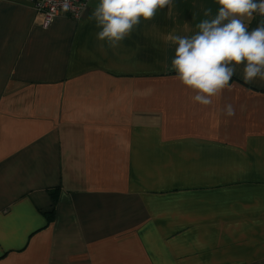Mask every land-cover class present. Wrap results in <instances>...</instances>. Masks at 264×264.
Segmentation results:
<instances>
[{"label":"crops","instance_id":"1","mask_svg":"<svg viewBox=\"0 0 264 264\" xmlns=\"http://www.w3.org/2000/svg\"><path fill=\"white\" fill-rule=\"evenodd\" d=\"M33 3L0 0V264H264V81L241 65L202 105L172 67L217 0H172L117 48L99 0L47 28Z\"/></svg>","mask_w":264,"mask_h":264},{"label":"clouds","instance_id":"2","mask_svg":"<svg viewBox=\"0 0 264 264\" xmlns=\"http://www.w3.org/2000/svg\"><path fill=\"white\" fill-rule=\"evenodd\" d=\"M218 14L201 21L199 31L191 37L174 36L178 44L172 67L176 78L195 93L194 101L209 105L212 98L230 87L237 67L243 65V80L264 81V23L251 31L244 19L254 13L264 17V0H217ZM172 0H99L89 20L100 29L97 40L117 48L143 20L155 18L158 10L170 8ZM65 11L69 5L65 4ZM210 12L206 10L205 15ZM101 49L104 45L100 44ZM152 89L145 90L150 93ZM225 115L235 111L231 104Z\"/></svg>","mask_w":264,"mask_h":264},{"label":"built area","instance_id":"3","mask_svg":"<svg viewBox=\"0 0 264 264\" xmlns=\"http://www.w3.org/2000/svg\"><path fill=\"white\" fill-rule=\"evenodd\" d=\"M65 4L69 5L67 11ZM88 4L89 0H34L33 7L42 20L41 25L47 28L61 15L80 19Z\"/></svg>","mask_w":264,"mask_h":264},{"label":"trees","instance_id":"4","mask_svg":"<svg viewBox=\"0 0 264 264\" xmlns=\"http://www.w3.org/2000/svg\"><path fill=\"white\" fill-rule=\"evenodd\" d=\"M52 194H53V199H54V202H56V201H57V199H56L55 192L53 191V192H52Z\"/></svg>","mask_w":264,"mask_h":264}]
</instances>
